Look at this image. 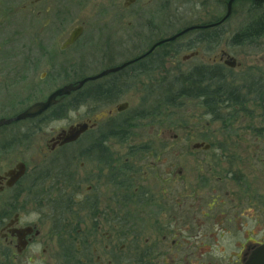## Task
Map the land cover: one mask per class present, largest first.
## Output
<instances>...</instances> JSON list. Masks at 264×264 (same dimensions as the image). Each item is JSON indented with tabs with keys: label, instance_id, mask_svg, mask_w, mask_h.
I'll use <instances>...</instances> for the list:
<instances>
[{
	"label": "rangeland",
	"instance_id": "rangeland-1",
	"mask_svg": "<svg viewBox=\"0 0 264 264\" xmlns=\"http://www.w3.org/2000/svg\"><path fill=\"white\" fill-rule=\"evenodd\" d=\"M63 1L43 0L39 3L44 10L51 8L43 14L41 23L51 20V26L44 34V50L54 45L57 53L52 56L47 52L41 55L37 47L34 36L37 24L30 16L29 8L22 9L26 0H0V96H28L32 101L34 98L46 99L63 85L100 73L105 67L100 63L99 52L105 48L99 35L106 30H118L125 41L126 36L135 33L146 40L152 34L158 38H169L192 24L222 19L228 5L227 0H140L132 8L124 10L122 4L112 0L69 4ZM256 3L238 0L233 4L231 15L215 29L218 37L221 35L222 38L214 48H208L204 43L189 47L190 40L197 35L195 31L179 38L172 45L173 54L166 60L167 66L140 69L128 77L121 87L122 96L110 106L89 101L68 108L62 117L51 119L47 116L39 121H28L22 124L21 132H0V172L22 161L30 172L49 168V172L54 174L76 175L80 187L73 197L70 193H54L49 199L62 196L61 202H57L72 205L74 214L82 220L85 179L95 164L86 158V154L80 155L79 152L86 148L88 134L75 144L47 153L46 159L42 160L45 155L43 149H47L51 136L62 129L102 117L107 110L127 102V110L115 114L113 119H129V128L108 139L150 144L151 153L139 152L136 158L129 157L128 163L139 168V172L148 171L149 187L155 190L164 187L163 174L169 173L172 181L167 207L174 216L172 226L176 235L180 232L185 234L187 227L189 236L198 235L204 244L211 247L218 243L225 251L234 253L240 252L242 244L251 236L264 240V96H258L259 89L264 95V37L250 45L230 43L234 33L256 15L264 13V1ZM56 12L60 15L58 18L55 17ZM120 15L122 21H119ZM130 22L134 24L129 27ZM82 23L87 28L84 36L75 46L61 51L62 41L70 30ZM128 47L124 48L129 50ZM197 49L200 50L198 56L183 59ZM217 55L219 58L227 55L218 59L217 65L231 88L240 90V99L247 100L237 104L232 102L235 106L231 104V107L223 109L221 119H215L201 99L177 96L182 79L202 63H211ZM230 57L236 61L234 67L224 62ZM125 60L126 56L108 67ZM103 82L105 79L94 83ZM94 83L81 90L93 87ZM168 88L170 93L176 94L172 102L166 101ZM70 100L73 101V97L64 98L61 103ZM200 142L210 144V149H194L193 145ZM20 188L12 191L11 196L20 194ZM4 197L0 195L1 202ZM18 199L22 202L23 197ZM45 205L42 208L39 205L43 211L42 236L33 248V253L37 252L39 257L34 255L29 261L28 253L27 258H15L11 264H68L62 244L52 229V210ZM151 206L146 204L134 208L133 219L139 223L124 228L125 241L136 233L140 239L139 246L145 248L149 240L162 235L152 226V220L159 218L160 223L170 210L159 215L157 208ZM27 209L30 211L28 219H36L37 212L33 213L30 205ZM188 215H196L197 222L193 218L195 223L186 224L185 220L190 218ZM43 249H46L45 253H42ZM126 251L132 250L128 248ZM143 262L148 264L147 260Z\"/></svg>",
	"mask_w": 264,
	"mask_h": 264
},
{
	"label": "flooded vegetation",
	"instance_id": "flooded-vegetation-1",
	"mask_svg": "<svg viewBox=\"0 0 264 264\" xmlns=\"http://www.w3.org/2000/svg\"><path fill=\"white\" fill-rule=\"evenodd\" d=\"M42 1L26 0L22 9L26 10L29 8L31 11L30 16L33 17L34 22L37 24L35 35H33L36 38L37 47L40 49L41 55L47 52L55 56L57 52L54 49V45L51 49L44 50V34L45 30L51 26V20L47 19L45 23H41V20L43 14H47L51 8L44 10L39 4ZM139 1L112 0L114 3L118 2L122 4L124 10L132 8ZM236 1L238 0H235L233 4ZM63 2L66 4L75 2L84 3L85 0H64ZM58 16L60 15L56 12L55 17L58 18ZM220 20L192 25H210L218 23ZM119 21H122L121 15ZM133 24V22H130L129 27L133 26ZM220 25L197 28L186 34L195 31L198 36L200 34H208L217 37L218 31L215 29ZM76 28H80L79 36L73 44L69 45L66 49H62L64 42L67 41ZM86 30L87 28L84 23L74 26L62 41L60 50L66 51L75 46L84 36ZM25 36H28L27 32ZM182 36L172 41H164L168 38L162 36L158 38V36L152 34L146 40L144 36L142 37L138 33H135L131 36H126L127 39L125 41L121 39L122 35L118 30H106V32L99 35L102 42H104L105 48L99 52L101 53L102 60L100 63L104 64L105 69L118 67L127 62L130 63L115 73H110L100 79L89 81L85 85L105 79V82L101 84L105 85L104 95L107 96L108 89L106 85L116 80L118 81L116 83L118 85L115 87L116 93L110 96H122L120 92L124 76L128 74L133 76L139 72L138 70L144 68L167 66L166 60L171 58V54H173L172 45ZM53 37L56 36L53 35ZM93 41L94 38L90 40V43ZM161 41L164 42L159 44ZM215 45L218 44H212L211 47L214 48ZM125 46H130L128 47L130 49L126 50L124 48ZM199 53L200 50L197 49L183 59L188 60L191 57L198 56ZM125 56L126 60L121 64L108 67L117 60L124 59ZM225 56L227 57V55L223 57ZM223 57L219 58L217 55L212 58L211 63H202L197 67L218 68L219 65L217 64L219 62L217 60ZM80 80L73 83H77ZM81 89L64 96L40 116L1 125L0 132H21L23 130L22 124L28 121H36L42 116H49L50 111L53 113L64 98L79 94ZM46 99L34 98L35 101H32L30 99L28 100V96H0V120L16 117L33 104ZM110 103H104V105H109ZM125 103L127 104L126 108L119 110V107ZM125 103L118 104L115 108L107 110L102 117H95L85 121L89 123V128L76 141L62 144L60 134L65 130L62 129L51 136L47 143V149H43L45 155L41 157L42 160L46 159L47 153H53L58 148L75 144L84 135L88 134L89 141L86 143V148L79 152L81 153L80 155L86 154V158L94 161L95 164L93 165L95 167L93 166L91 172L85 179L86 196L83 200L84 216L82 220L74 214L75 211L72 210V205H61L57 202L62 196L49 199L54 193H70L69 195L73 197L79 191L80 187V183L76 182V175L54 174L49 172V168L35 169V171L30 172L28 166L23 162L25 164V173L12 183V176L7 175V172L15 168L22 161L17 162L13 168L0 172V195L5 196L4 200L2 202L0 201V264H11L15 258L23 256L27 258L28 253H30V256L27 258L29 261H32L34 255L39 257L37 252L33 253V248L39 244V239L42 236L40 227L43 225V211L39 209V205L42 208V205L45 204V206L52 210V229L56 231L55 234L62 244V252L67 258L68 264H144V260H147L148 264H245L252 256L253 251L261 245H264L263 239L259 240L251 236L242 244L240 252L234 253L225 251L226 249L219 247L218 243L213 244L211 246L213 248H211L204 244L198 235L189 236L190 233L187 231V227L184 230L186 235L182 232L178 236L176 235L172 226L174 216L172 215L171 209L167 207V203H169L167 200L170 191L169 184L172 181V178L168 175L169 173L165 172L163 174L165 177L163 182L164 187L155 190L150 188L151 186L148 180L150 173L148 171L139 172V168L128 163L129 157L136 158L139 152L151 153L152 151L149 150L151 148L150 144L145 143L140 145L139 142L124 140L111 141L108 139V137L116 136V134L119 135L127 131L128 123L130 122L129 119H113L115 114H121L127 110L129 104L127 102ZM55 118L54 115L51 117V119ZM132 119L134 120V118ZM163 144L165 145V143ZM123 149L126 150L123 151ZM73 159L76 160L77 158ZM216 179L221 180L219 176H216ZM19 186L21 187L20 194L17 193L12 197L11 192ZM19 196L23 197L22 202L21 200L19 201ZM72 202H74V199H72ZM146 204L152 205L151 208H157L159 215L165 213L167 210H170V212L160 223L159 218L154 216L152 226L159 229L162 235L154 237L152 241L149 240L147 247L143 248L139 246L140 239L135 235L136 233L125 241L124 228L129 225L136 226L139 223L138 220L133 219L132 214L134 213V208ZM28 205L33 208L31 210L32 212L34 211L33 213L37 212L38 216L34 220L28 219L29 215L27 214L30 213L29 209H27ZM188 217L190 218L185 220L186 224L190 222L195 223L193 218L196 220V215H188ZM81 224L83 225V229H81ZM18 230L21 231V237L19 236ZM128 248L132 251L127 252L126 250ZM216 251L217 253H214ZM45 252L46 249H43L42 253Z\"/></svg>",
	"mask_w": 264,
	"mask_h": 264
},
{
	"label": "trees",
	"instance_id": "trees-1",
	"mask_svg": "<svg viewBox=\"0 0 264 264\" xmlns=\"http://www.w3.org/2000/svg\"><path fill=\"white\" fill-rule=\"evenodd\" d=\"M217 37L208 34L197 35L194 39L190 40L191 43L189 47L200 43H204L205 45L211 47L212 44L220 43L222 36L220 35L218 37L219 41L217 40ZM262 37H264V13L256 15L251 21L234 33V35L230 38V43L233 45H250L256 43ZM219 68L220 67H196L189 73L188 76L182 79L180 84H178L179 88L177 91V96L179 97L187 96L188 98L201 99L204 106L207 108L209 113L215 117V119H221L223 115L220 114V112L227 107H231V104H233L232 102L237 104L241 101H247L245 100L246 98H243L242 100L240 99V90L238 88H231V84H228V82L225 81ZM128 76L130 77L131 74L125 76L122 83L125 82L124 80H126ZM117 82L118 81L113 80L106 85V88L108 89L107 96L104 95L105 85H102L101 83H94L93 87L89 86L88 89L81 90L79 94L72 96L73 101L70 100L67 103L60 102L58 108L54 110L53 113L50 111L48 117L51 118L53 115L56 118L62 117L68 108L79 106L89 101L101 105L114 101L116 98L120 97L110 96L113 93H116L115 87L118 85L116 84ZM259 90L263 93L261 89ZM170 91L171 90L169 89L168 96L166 97V101L168 102H172L176 98V94H173V92L170 93ZM260 91L258 96H264ZM68 97L69 96L66 98ZM43 117L47 118V116H42L41 118ZM40 119H38V121Z\"/></svg>",
	"mask_w": 264,
	"mask_h": 264
},
{
	"label": "water",
	"instance_id": "water-1",
	"mask_svg": "<svg viewBox=\"0 0 264 264\" xmlns=\"http://www.w3.org/2000/svg\"><path fill=\"white\" fill-rule=\"evenodd\" d=\"M235 0H229L228 1V5H227V12L225 14V16L218 22L215 24H210V25H192L189 26L185 29H183L182 31H180L179 33L171 36L170 38L164 40V41H172L175 40L176 38L186 34L187 32L197 29V28H205V27H211L213 25H218V24H222L230 15L232 12V4ZM251 1H256V2H261L264 0H251ZM80 34V28H76L70 35V37L67 39V41L64 42L62 49H66L69 45L73 44L75 42V40L77 39V37ZM164 41L159 42L162 43ZM226 65L230 66V67H234L236 65V61L235 59H232L231 57L227 60L224 61ZM130 62L124 63L121 66L118 67H114V68H110V69H105L103 71H101L100 73L91 76V77H86L82 80H80L77 83H69L66 85L61 86L60 88L56 89L53 93H51L46 100L44 101H39L35 104H33L32 106H30L29 108H27L24 112H22L21 114H19L16 117L13 118H4L0 120V126L4 125V124H9L13 121H19V120H23V119H27V118H35L37 116L42 115L43 113H45V111H47L50 107H52L53 105H55L59 100H61L64 96L66 95H70L72 92L77 91L79 89H81L87 82L89 81H94L97 79H100L104 76H107L110 73H115L121 69H123L124 67H126L127 65H129ZM125 105V106H123ZM119 107V110L125 109L127 104H123ZM89 128V123L88 122H81V123H77L75 125L70 126L69 128L65 129L61 134L60 137L62 138V144L65 143H70V142H74L76 141L84 132L87 131V129ZM211 146L210 144H206L203 142L200 143H195L193 145L194 149H204L207 150L209 149ZM25 173V164L23 162H19L15 168L9 170L7 172V175H11L12 176V183H14L17 179H19L20 177H22V175ZM19 232V236L21 237V231L18 230ZM245 264H264V245H261L260 247H258L256 250L253 251L252 256L249 258V260L245 263Z\"/></svg>",
	"mask_w": 264,
	"mask_h": 264
}]
</instances>
